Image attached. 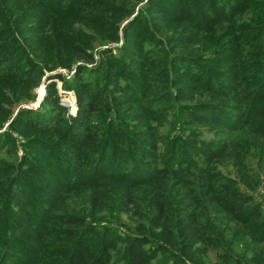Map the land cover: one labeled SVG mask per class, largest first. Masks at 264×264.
Instances as JSON below:
<instances>
[{
    "label": "trees",
    "instance_id": "16d2710c",
    "mask_svg": "<svg viewBox=\"0 0 264 264\" xmlns=\"http://www.w3.org/2000/svg\"><path fill=\"white\" fill-rule=\"evenodd\" d=\"M0 264H264V0H0Z\"/></svg>",
    "mask_w": 264,
    "mask_h": 264
},
{
    "label": "rangeland",
    "instance_id": "374dc122",
    "mask_svg": "<svg viewBox=\"0 0 264 264\" xmlns=\"http://www.w3.org/2000/svg\"><path fill=\"white\" fill-rule=\"evenodd\" d=\"M123 40L122 41H119V42H116V43H110V44H106V45H102V46H98L96 47V49L94 50V60L93 61H78L76 63H74L71 67H60L58 68L55 72H59V73H62L63 76H65L68 80H71L75 71L77 70L78 66L79 65H86L88 68H91L93 65H95L96 61L99 60V58L101 57V53H100V50L104 49V48H111L113 50L114 53H118L119 51V48L123 45ZM42 83V82H41ZM45 85V84H44ZM38 89V88H37ZM37 89L35 90L37 92ZM62 89V88H61ZM42 90V89H41ZM59 96H60V99H61V102L63 104H70V108H72L71 106H74L73 103L71 102V98H69L68 96L65 95L64 93V90L62 89L61 91H59ZM37 102H29V103H25L23 104L24 107L26 108H32V109H38L40 108V104L42 103V101L39 103L36 104ZM168 120H169V117H168ZM7 127V124H5V127L4 129ZM205 134L206 135H209L210 132L209 131H205ZM14 135L19 139L21 140V136L17 133V132H14ZM22 154V150L19 151V156H21ZM1 156H6L5 153ZM208 212V213H207ZM206 212V216L207 218L210 217V218H216V217H219V215L216 213V212H213V211H207ZM221 221V220H220ZM226 222V219L224 220L222 218V223L225 224ZM219 223V222H218ZM211 260H214L216 259V256L214 254H211Z\"/></svg>",
    "mask_w": 264,
    "mask_h": 264
},
{
    "label": "built area",
    "instance_id": "2783aa9c",
    "mask_svg": "<svg viewBox=\"0 0 264 264\" xmlns=\"http://www.w3.org/2000/svg\"><path fill=\"white\" fill-rule=\"evenodd\" d=\"M58 83H59V84H58L59 91H61V90H62V89H61V82H58ZM44 84H45V85H44ZM41 89H42V90H41ZM64 93H65L66 96H68L69 98H71L72 103H73V105H74L75 103H74V96H73V93L70 92V91H65V90H64ZM36 94H37V98H36V100H35L34 102H37L38 105H39V103L44 99V97H45V95H46V81H45V79L42 81V83H41L40 86L38 87ZM37 103H36V104H37ZM68 105H70V104H68ZM71 107H74V106H71Z\"/></svg>",
    "mask_w": 264,
    "mask_h": 264
}]
</instances>
